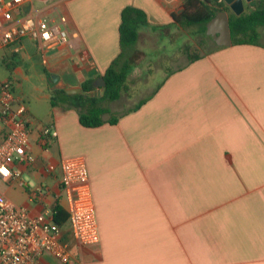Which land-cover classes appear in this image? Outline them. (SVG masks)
<instances>
[{"label": "crops", "instance_id": "crops-1", "mask_svg": "<svg viewBox=\"0 0 264 264\" xmlns=\"http://www.w3.org/2000/svg\"><path fill=\"white\" fill-rule=\"evenodd\" d=\"M201 2L227 11L229 20L238 16L225 0H42L24 5L23 14L65 16L72 46L44 53L29 38L0 45V81L11 80L21 102L36 79L41 91L60 90L53 75L81 89L73 94H85L82 86L92 81L87 94L100 98L97 81L121 53L123 10L144 11L151 25L140 27L137 45L120 63L131 95L99 102L110 111L103 125L80 123L72 105L78 98L56 101L48 118L27 105L36 162L16 168L35 176L37 186L47 182L48 202L66 207L63 158L83 156L88 164L100 243L80 244L66 225L75 264H264V27L258 44L219 46L213 39L215 47L190 61L187 20ZM262 5L245 0L244 13ZM156 28L181 44L170 54L157 52L144 68L145 46L160 43ZM167 57L172 65H163ZM113 117L116 124L109 123ZM51 124L59 136L43 151L38 128ZM33 189L13 186L5 194L40 213ZM40 264L62 263L45 255Z\"/></svg>", "mask_w": 264, "mask_h": 264}, {"label": "built area", "instance_id": "built-area-1", "mask_svg": "<svg viewBox=\"0 0 264 264\" xmlns=\"http://www.w3.org/2000/svg\"><path fill=\"white\" fill-rule=\"evenodd\" d=\"M38 1L42 0H0L1 46L19 44L24 38L37 42L44 53L53 46H72L65 16L51 19L23 14L24 5ZM33 123L27 104L15 96L12 81H0V264H40L45 255L62 264H75L64 227L54 218L58 203L47 200L51 190L40 185L30 191V199L44 207L34 214L16 205L1 189L2 184L29 187L16 166L36 162L31 141ZM58 136L53 124L40 125L37 146L48 151ZM46 171H52L51 167L47 166ZM61 172L68 229L80 244L96 246L100 231L87 161L83 156L63 158Z\"/></svg>", "mask_w": 264, "mask_h": 264}, {"label": "trees", "instance_id": "trees-1", "mask_svg": "<svg viewBox=\"0 0 264 264\" xmlns=\"http://www.w3.org/2000/svg\"><path fill=\"white\" fill-rule=\"evenodd\" d=\"M220 11V8L214 9L209 3L201 2L197 11L192 16L188 17V26H200L202 30L207 33V24ZM147 21L146 13L140 9L128 6L123 10L120 25L121 53L103 76L106 83L104 95L100 98L89 96L87 93L91 91L93 82H86V84L82 86V91L85 94H77L78 103L72 104L76 108H79L80 123L84 127H99L106 122L104 116L109 114L110 111L108 108L100 105L99 102L101 100L114 102L119 100L124 94L131 95L128 72L125 68H120V63L121 60L125 58L127 51L137 45L139 40V29L143 25H146ZM230 27L233 43L258 44L259 30L264 27V5L243 13L240 16L231 17ZM184 51L189 55L190 61H195L200 57L198 53H192L190 47L185 48ZM58 91L65 92V90ZM145 102L146 100L141 104ZM52 104L55 105V101H52ZM117 122V117H113L109 120L110 124H116ZM54 218L60 226L65 227L67 225L68 213L60 204L55 207Z\"/></svg>", "mask_w": 264, "mask_h": 264}, {"label": "rangeland", "instance_id": "rangeland-1", "mask_svg": "<svg viewBox=\"0 0 264 264\" xmlns=\"http://www.w3.org/2000/svg\"><path fill=\"white\" fill-rule=\"evenodd\" d=\"M213 1V0H212ZM151 25H143L142 28L150 29ZM163 28H156V31L159 34L160 43L157 47L153 46L152 44H147L145 46V50L147 52V58L143 59L141 62L142 67H149V64L153 63L156 59L157 52H166L170 54L172 51H176L178 46L181 44V39L173 40L164 30H160ZM189 33V41L188 46L192 53L202 54L210 50V48L215 47L216 43L211 38L210 35L205 33L200 26H188L187 27ZM163 65H172L170 58H163L162 59ZM172 67V66H170ZM36 86H41V81L36 79L34 83H31L27 88L25 86L24 89V101L25 103L31 108L32 112L37 115V117L48 118L50 117L51 108H52V101H58V103L63 102L62 100L65 99L67 101H71L75 103L76 98L78 97L77 94H68L66 92H60L58 90L51 92L49 89H44L41 91L37 89ZM55 86V84L53 85ZM132 92V91H131ZM50 95L52 100H49L45 97V95ZM110 102V101H108ZM23 180H25L28 184H30L31 188H35L37 186V179L35 176L29 173H21ZM47 184L44 181V186ZM12 188L11 184H2L1 189L3 191H9Z\"/></svg>", "mask_w": 264, "mask_h": 264}, {"label": "water", "instance_id": "water-1", "mask_svg": "<svg viewBox=\"0 0 264 264\" xmlns=\"http://www.w3.org/2000/svg\"><path fill=\"white\" fill-rule=\"evenodd\" d=\"M226 3L230 6L232 11L237 14L238 16L244 13L245 9V0H225ZM247 2H252L254 0H246ZM207 34L212 36L215 42L219 46H228L233 43L232 34H231V27H230V20L227 11H220L217 15L209 21L207 24ZM51 81L56 83L57 88L60 90H65L68 94H73L76 92H80L81 89H70L67 88V85L64 84L58 75H53L51 77ZM105 79L104 77L100 78L97 81V86L100 89L101 95L105 93ZM96 97L100 96L98 94L95 95Z\"/></svg>", "mask_w": 264, "mask_h": 264}]
</instances>
